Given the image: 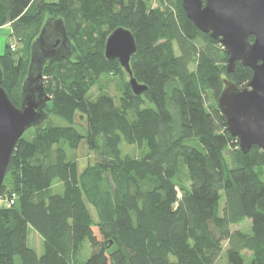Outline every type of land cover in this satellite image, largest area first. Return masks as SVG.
I'll return each mask as SVG.
<instances>
[{"label": "trees", "instance_id": "trees-1", "mask_svg": "<svg viewBox=\"0 0 264 264\" xmlns=\"http://www.w3.org/2000/svg\"><path fill=\"white\" fill-rule=\"evenodd\" d=\"M158 3L0 0V26L17 43L0 54L1 86L16 106L46 15L63 21L74 48L43 65L47 118L10 155L0 195L15 196L0 206V264H218L224 242L227 264H264V149L242 153L217 107L223 79L244 87L252 70L236 61L227 72L224 47L193 25L181 0ZM118 26L135 37L130 67L146 88L136 95L127 80L118 104L107 93L89 99L100 72H125L104 56ZM83 137L95 161L79 171L68 150ZM122 142L138 154H123ZM102 176L104 193L91 185ZM246 219L250 231L231 227ZM28 228L42 250L27 243Z\"/></svg>", "mask_w": 264, "mask_h": 264}, {"label": "water", "instance_id": "water-1", "mask_svg": "<svg viewBox=\"0 0 264 264\" xmlns=\"http://www.w3.org/2000/svg\"><path fill=\"white\" fill-rule=\"evenodd\" d=\"M181 6L198 30L218 39L224 47L228 56L227 72L234 70L236 61L252 70L244 87L223 79L217 107L242 153H247L253 145L264 149V0H181ZM136 49L133 33L122 26L112 29L105 39L104 56L118 60L128 75L132 92L137 95L146 86L137 82L130 67ZM73 52L63 21L56 17L45 18L30 46L19 106L1 86L0 68V187L17 139L26 129L43 124L47 118L50 95L43 87V65L70 57Z\"/></svg>", "mask_w": 264, "mask_h": 264}, {"label": "rangeland", "instance_id": "rangeland-1", "mask_svg": "<svg viewBox=\"0 0 264 264\" xmlns=\"http://www.w3.org/2000/svg\"><path fill=\"white\" fill-rule=\"evenodd\" d=\"M47 2L50 1H57V0H45ZM158 0H152V6H158ZM160 7V6H159ZM48 16L46 15L45 18ZM4 25L0 26V54L3 53V51L6 48V43H9V48H10V43L15 42L13 38L10 37V35L5 33V28L4 30L1 28ZM11 32V29L9 27V32ZM20 44V43H19ZM19 46V45H18ZM98 79L96 81V85L92 86L90 91L88 92L87 96L89 99H94L97 95L100 93H107L111 95L115 101V103H119V97L122 93V88L124 86V83L127 82L128 77L126 76V73L123 72V70L120 69H115L113 71H106V72H100L97 75ZM50 122L54 125H67V122L61 119L60 117L50 114L49 116ZM73 125L75 128L82 134L85 135L86 132V121L83 115H81L79 112H75L74 118H73ZM33 134V127H30L26 129L23 133V136L25 138H31ZM236 138V137H235ZM120 149L123 154H127L129 156H134L138 154L137 149L133 145H128L124 142L120 144ZM68 154L70 159H74L77 164L78 170H82L84 167L87 166V164H92L95 161V155L94 152L89 150L86 144V139L83 137L79 144L78 147L74 150H68ZM264 177V168L261 172ZM8 175L5 176V183H8ZM262 177V178H263ZM87 181V180H86ZM90 184V181H87V184ZM114 184V183H113ZM57 185V184H56ZM55 185V187H56ZM98 191L105 192V190L108 189L110 186V182L106 179L105 176L99 177L96 182H92V184ZM179 190V189H178ZM178 194L180 195L179 191ZM220 203L222 205L223 203V198H221ZM7 202L4 199L2 202H0V206L6 205ZM87 206L89 208V211L92 215L93 218H97V214L95 211V208L87 203ZM233 229H243V230H248L250 231V220L246 219L244 222H241L239 224H235L231 226ZM31 230V228H29ZM33 230V229H32ZM34 232V230H33ZM29 240L28 243H31L32 245L35 246L36 250H42L43 245H42V239L39 236L38 233H35L34 236L29 235ZM226 242L223 243V247L220 253V256L217 260L218 264H227V258H226ZM245 263H248L250 258L248 256H244Z\"/></svg>", "mask_w": 264, "mask_h": 264}, {"label": "built area", "instance_id": "built-area-1", "mask_svg": "<svg viewBox=\"0 0 264 264\" xmlns=\"http://www.w3.org/2000/svg\"><path fill=\"white\" fill-rule=\"evenodd\" d=\"M16 48H17L16 42L10 43V49L11 50H15ZM14 196H15L14 193H12L11 197L7 200V198H5V196L0 195V202H2L5 199L7 204H11L13 202Z\"/></svg>", "mask_w": 264, "mask_h": 264}, {"label": "crops", "instance_id": "crops-1", "mask_svg": "<svg viewBox=\"0 0 264 264\" xmlns=\"http://www.w3.org/2000/svg\"><path fill=\"white\" fill-rule=\"evenodd\" d=\"M6 27V28H5ZM3 30H4V28H5V33L8 35H10V33H8L9 32V25L8 24H5L3 27H1ZM11 37V36H10ZM12 38V37H11ZM34 236L35 235V232H33V230L31 229V230H29V228H28V236ZM28 240H29V238L27 237V243H28Z\"/></svg>", "mask_w": 264, "mask_h": 264}, {"label": "bare ground", "instance_id": "bare-ground-1", "mask_svg": "<svg viewBox=\"0 0 264 264\" xmlns=\"http://www.w3.org/2000/svg\"><path fill=\"white\" fill-rule=\"evenodd\" d=\"M180 5V4H179Z\"/></svg>", "mask_w": 264, "mask_h": 264}]
</instances>
